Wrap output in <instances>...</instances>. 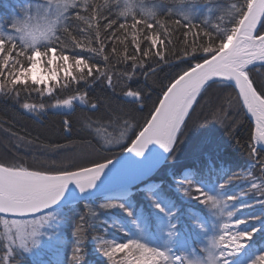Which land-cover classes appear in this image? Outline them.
<instances>
[{"label":"snow or ice","instance_id":"6c2138e0","mask_svg":"<svg viewBox=\"0 0 264 264\" xmlns=\"http://www.w3.org/2000/svg\"><path fill=\"white\" fill-rule=\"evenodd\" d=\"M112 6L110 0L102 4L96 0H18V6L11 5L10 14L0 18V95L4 96L19 97L21 91L29 89L51 96L56 88L80 85L93 75L112 87L113 78L107 74L112 57L118 63L130 62L129 79L139 67L154 72L158 64L168 62V53L188 63L168 84L134 138L125 139V120L119 137L104 140L102 147L114 145L131 154L121 157L119 167L111 159L53 172L0 163L4 260L28 256L31 264H49L41 238L47 237V248L58 250L63 243L59 229L67 219L65 209L103 197L99 208L121 211L136 229L126 240L97 238L96 251L104 258L103 264H264V248L257 250L249 243L257 232L264 236V200L258 201V213L236 215L254 205L242 199L239 204H229L241 194L223 191L231 182L227 174L223 182L211 179L216 165L211 160L210 144L207 173L197 169L173 181L183 195L194 192L190 198L206 206L204 209L188 212L182 219L175 200L162 185L143 184L175 157L198 97L203 99L214 86L238 89L242 108L255 119V143L249 153L255 156L257 146L264 152V82L253 78V73L264 69V0H234L227 7L208 0L204 8L209 16L199 23L196 0H177L173 7L162 4L151 10L145 9L142 0H114L115 13ZM177 34L180 40L174 41ZM56 59L65 76L61 83L49 86L34 72L38 65H52ZM71 68L81 74L73 75ZM46 71L56 78L57 71L51 67ZM124 95L131 98L129 103L143 106L142 90L126 89ZM74 101L86 103L87 94L57 99L51 107L73 109ZM90 107L97 109L98 105L91 103ZM22 108L36 111L44 105L25 102ZM227 116L223 107L214 113L218 123ZM64 126L70 130V121L65 120ZM260 167L264 171V163ZM249 186L264 190V182L251 180ZM133 188L145 193L154 213L146 216L136 212ZM87 215L94 218L97 212L89 206ZM116 227L126 231L113 224ZM73 235L72 264H84V216ZM56 264L67 262L57 259Z\"/></svg>","mask_w":264,"mask_h":264},{"label":"trees","instance_id":"16d2710c","mask_svg":"<svg viewBox=\"0 0 264 264\" xmlns=\"http://www.w3.org/2000/svg\"><path fill=\"white\" fill-rule=\"evenodd\" d=\"M19 2L26 3L28 0H19ZM96 2L102 4L104 0H96ZM110 2L113 3L112 13H115L117 9L114 0ZM142 2L146 10H151L162 4L173 7L177 0H142ZM196 2L200 5L199 10L202 8L203 16L197 18L199 23L209 16L204 8L208 0H196ZM231 2L234 0H211L213 5L220 7H227ZM13 4L18 6V0H0V18H6L10 14V6ZM4 22L6 23V19ZM173 39L179 41L180 35L177 34ZM177 47L179 48L180 45L178 44ZM117 48H120L118 43ZM86 55L91 54L86 53ZM96 59L99 60V57ZM151 62L155 63L154 60ZM128 63L130 62L118 63L115 57L111 58L107 74L113 78L112 87H109L102 78L93 75L80 85H72L67 89L56 88L51 96L30 89L21 91L19 97L0 95V163L53 172L89 165L93 161L112 160L119 156L123 152L122 149L114 145L110 149L107 145L102 147L104 140L119 137L124 130L125 120L128 122L125 139L134 138L133 134L138 133L144 126L152 108L161 98L168 84L179 72L188 67L187 62L168 53V62L158 64L154 72L139 67L129 79ZM60 70L62 69L59 68ZM70 71L73 75L81 74L75 68H71ZM61 73L52 83L53 85L62 82L65 75ZM253 78L258 83L264 82V69L253 73ZM77 88H79L78 92ZM126 89L143 91L145 100L142 107L139 104L129 103L131 98L124 95ZM83 93L87 94L85 106L76 105L70 114L63 115L48 108L55 104L57 99ZM25 102L43 104L44 109L38 108L36 111L27 112L22 108ZM91 103H96L97 109H92ZM221 107L226 110L228 116L223 123H218L214 119V113ZM194 108L188 127L177 144L175 157L167 161L155 175L143 181V184L162 185L165 193L175 200L177 214L182 219L188 212L204 209L206 206L190 198L191 195H195L194 192L188 196L183 195L182 190L177 191L179 185L173 181L178 180L181 174L188 175L190 171L194 172L197 169H205L207 173L205 165L209 158L210 144L211 160L216 165L211 179L213 181L219 179L223 182L227 174L231 177V182L226 184L223 191L241 194L238 200L229 201V204H239L242 199L254 205L251 208L241 209L236 215L258 213L261 211V204L258 201L264 200V190L252 189L249 182L251 180H255L258 184L264 182V171L260 167L264 163V152H260L257 147L255 156L249 153V149L255 143L253 126L247 119L235 90L214 86L204 94L203 99L198 97V105H194ZM65 120L70 121V130L65 128ZM132 191L133 206L137 213L148 216L155 212L143 191H137L135 188ZM103 202V199L95 202L86 201L65 209L67 219L59 229L63 243L58 250H50L46 247L49 243L47 237L43 243L44 259L49 264H56L57 259L72 264L75 240L73 233L81 216L85 217L87 225L84 264H103L104 258L96 251L97 238L115 237L119 241L136 234L131 218L126 217L119 210L99 208L98 205ZM89 206L97 212L96 217H88ZM250 223H258V221H250ZM113 224L122 225L126 231H120L119 227L113 228ZM249 243L257 250L264 248V236L257 232ZM5 255L4 247L0 245V264H31V257L17 256L9 262L4 260Z\"/></svg>","mask_w":264,"mask_h":264},{"label":"rangeland","instance_id":"374dc122","mask_svg":"<svg viewBox=\"0 0 264 264\" xmlns=\"http://www.w3.org/2000/svg\"><path fill=\"white\" fill-rule=\"evenodd\" d=\"M201 16H203L202 15V8L200 10H198L197 18L201 17ZM59 64H60L59 59H56L53 61L52 65H47L46 63H44L42 65H38L37 69L34 72V75H38L39 77L46 79L48 81V85L51 86V85H53L52 83H54L57 80V77L59 76L60 72H62L61 73L62 75H65V73H64L65 70L63 68H61L62 70H60V71H59V69L57 70ZM48 67H51L54 71H57V75H56L55 79H52L50 77L49 73L46 71V69ZM41 239H42V244H43L46 237H42Z\"/></svg>","mask_w":264,"mask_h":264},{"label":"water","instance_id":"95a60500","mask_svg":"<svg viewBox=\"0 0 264 264\" xmlns=\"http://www.w3.org/2000/svg\"><path fill=\"white\" fill-rule=\"evenodd\" d=\"M234 90H235V92L237 93L238 92V89H236V88H233ZM161 98H162V96H161ZM160 98V99H161ZM240 100V99H239ZM74 103L76 104V105H81V106H83L84 104L83 103H80L79 101H74ZM240 103H241V105H242V101L240 100ZM244 109V111H245V113H246V116H247V118L250 120V122H251V124H252V126H253V131H254V137H255V119L253 118V117H251V115L249 114V113H247V110H246V108H243ZM54 110L55 111H57V112H60V113H69L70 111H72V109H67V108H54ZM167 155V154H166ZM129 156H131V154H129V153H127V152H122L118 157H116V158H114L113 159V161L114 162H116V164H117V167H119L120 166V160H121V157H129ZM135 158V157H134ZM135 159H139V158H135ZM160 170V169H159ZM159 170H157L156 172H154V173H152L150 176H148V177H146L145 179H144V181L145 180H147V179H149L150 177H152L153 175H155ZM100 199H103V197H101ZM76 204H78V203H76ZM73 205H75V204H73Z\"/></svg>","mask_w":264,"mask_h":264},{"label":"bare ground","instance_id":"6f19581e","mask_svg":"<svg viewBox=\"0 0 264 264\" xmlns=\"http://www.w3.org/2000/svg\"><path fill=\"white\" fill-rule=\"evenodd\" d=\"M237 94V93H236ZM240 101V100H239ZM241 104V103H240ZM242 107V106H241ZM243 109V108H242ZM243 111H244V109H243ZM244 113H245V111H244ZM245 115H246V113H245ZM247 117V116H246ZM248 119V118H247ZM249 120V119H248ZM250 121V120H249ZM250 124H251V122H250ZM252 125V124H251ZM258 148H259V146H257Z\"/></svg>","mask_w":264,"mask_h":264}]
</instances>
